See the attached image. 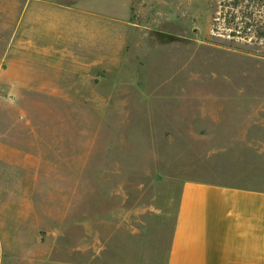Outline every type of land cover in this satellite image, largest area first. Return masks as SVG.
Segmentation results:
<instances>
[{
	"label": "rangeland",
	"instance_id": "obj_1",
	"mask_svg": "<svg viewBox=\"0 0 264 264\" xmlns=\"http://www.w3.org/2000/svg\"><path fill=\"white\" fill-rule=\"evenodd\" d=\"M143 1L102 0V84L0 78L1 264H164L182 182L264 188V0Z\"/></svg>",
	"mask_w": 264,
	"mask_h": 264
},
{
	"label": "crops",
	"instance_id": "obj_2",
	"mask_svg": "<svg viewBox=\"0 0 264 264\" xmlns=\"http://www.w3.org/2000/svg\"><path fill=\"white\" fill-rule=\"evenodd\" d=\"M139 1L131 0L127 23H132ZM103 20L116 22L108 18L102 0H0V78L13 91L14 86H28L20 78L31 76L38 64L59 69L65 61H90L88 81L102 84L101 70L108 67L102 66V44H107ZM119 42L124 49L122 37L110 43V50ZM0 153V160H7V152ZM3 179L0 206L20 204L21 198L7 191L16 181ZM8 239L0 245V264L2 256L25 253L19 241ZM37 241L43 247L42 239ZM164 264H264V188L182 182Z\"/></svg>",
	"mask_w": 264,
	"mask_h": 264
}]
</instances>
